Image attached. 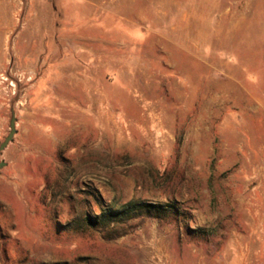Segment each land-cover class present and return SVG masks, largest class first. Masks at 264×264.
Segmentation results:
<instances>
[{
  "label": "rangeland",
  "instance_id": "rangeland-1",
  "mask_svg": "<svg viewBox=\"0 0 264 264\" xmlns=\"http://www.w3.org/2000/svg\"><path fill=\"white\" fill-rule=\"evenodd\" d=\"M3 18L0 264H264V0ZM130 202L177 212L86 221Z\"/></svg>",
  "mask_w": 264,
  "mask_h": 264
},
{
  "label": "trees",
  "instance_id": "trees-1",
  "mask_svg": "<svg viewBox=\"0 0 264 264\" xmlns=\"http://www.w3.org/2000/svg\"><path fill=\"white\" fill-rule=\"evenodd\" d=\"M176 207L170 204H153V203H126L119 209H106L100 214L86 219L91 226L116 224L122 221L133 220L139 216L145 215L154 218H160L167 214H175Z\"/></svg>",
  "mask_w": 264,
  "mask_h": 264
},
{
  "label": "crops",
  "instance_id": "crops-1",
  "mask_svg": "<svg viewBox=\"0 0 264 264\" xmlns=\"http://www.w3.org/2000/svg\"><path fill=\"white\" fill-rule=\"evenodd\" d=\"M5 8V0H0V73L3 72L5 66V21L3 18Z\"/></svg>",
  "mask_w": 264,
  "mask_h": 264
},
{
  "label": "water",
  "instance_id": "water-1",
  "mask_svg": "<svg viewBox=\"0 0 264 264\" xmlns=\"http://www.w3.org/2000/svg\"><path fill=\"white\" fill-rule=\"evenodd\" d=\"M14 125H15V119L12 116L11 117V120H10V123H9V132H8V135L0 143V155L4 151V149L8 146V144L11 143L12 140H13V137H14V135L16 133V130H15ZM5 166H6V162L0 160V170L2 168H4Z\"/></svg>",
  "mask_w": 264,
  "mask_h": 264
},
{
  "label": "bare ground",
  "instance_id": "bare-ground-1",
  "mask_svg": "<svg viewBox=\"0 0 264 264\" xmlns=\"http://www.w3.org/2000/svg\"><path fill=\"white\" fill-rule=\"evenodd\" d=\"M10 7V6H9ZM77 79V78H76ZM70 81V80H69ZM73 81V80H72ZM71 83V82H70ZM79 83V82H78ZM85 82L83 81V84H84ZM82 84V83H81ZM79 86V85H78ZM83 86V85H82ZM79 88H81V87H79ZM71 99V98H70ZM148 124V123H147ZM142 125H143V123H142ZM145 126V125H144ZM146 128V127H145Z\"/></svg>",
  "mask_w": 264,
  "mask_h": 264
}]
</instances>
